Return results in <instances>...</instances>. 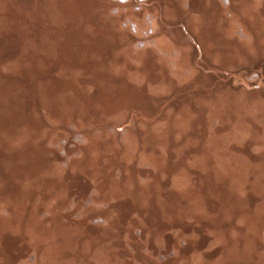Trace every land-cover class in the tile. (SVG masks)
<instances>
[{
  "label": "rangeland",
  "instance_id": "obj_1",
  "mask_svg": "<svg viewBox=\"0 0 264 264\" xmlns=\"http://www.w3.org/2000/svg\"><path fill=\"white\" fill-rule=\"evenodd\" d=\"M0 264H264V0H0Z\"/></svg>",
  "mask_w": 264,
  "mask_h": 264
}]
</instances>
